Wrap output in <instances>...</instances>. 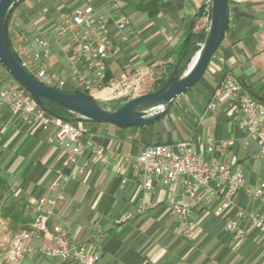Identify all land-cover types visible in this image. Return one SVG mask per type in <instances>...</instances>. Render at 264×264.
I'll return each mask as SVG.
<instances>
[{
  "label": "crops",
  "instance_id": "1",
  "mask_svg": "<svg viewBox=\"0 0 264 264\" xmlns=\"http://www.w3.org/2000/svg\"><path fill=\"white\" fill-rule=\"evenodd\" d=\"M209 3L61 0L56 16L38 26L36 21L13 13L8 24H18L31 50L38 36L50 43L51 55L46 60L50 70L68 82L61 90L75 92L71 82L76 75L66 53L68 38L61 40L54 26L61 13L93 6L94 28L109 46L106 76L110 79L107 86H94L88 93L103 99L115 91L118 97L126 94L141 78H148L153 87L162 80L178 60L188 34L207 28ZM230 3L245 15L230 19L199 82L177 96L165 115L152 124L121 128L109 123L72 122L82 131L79 155L74 143H49L51 131L10 117L0 108V176L6 179L11 198L28 204L32 218L34 203L46 200L41 208L49 215V238L44 243L50 242L57 229L68 231L78 244L95 246L99 254L96 264H264V230L243 218L238 221L240 235L226 232L225 220L232 210L223 218L213 215L220 194L197 192L190 198L179 182L164 185L157 180L153 189L145 190L143 174L134 165V159L150 145L188 141L194 150L203 151L208 138L217 144L231 141L221 156L241 167L245 180L235 203L264 221V193L258 198L252 195L254 187L264 183V159L258 155L255 140L240 127L242 115L226 98L207 110L225 74L239 80L252 95L264 97V0ZM122 21L128 24L124 30L118 28ZM87 142L103 147L116 159L108 166L95 162ZM172 201L187 206L186 217L170 212ZM142 205L145 209L139 213ZM187 226L193 232L190 239L183 232ZM20 230H10L9 235ZM40 258L45 259L37 254L25 259Z\"/></svg>",
  "mask_w": 264,
  "mask_h": 264
},
{
  "label": "built area",
  "instance_id": "2",
  "mask_svg": "<svg viewBox=\"0 0 264 264\" xmlns=\"http://www.w3.org/2000/svg\"><path fill=\"white\" fill-rule=\"evenodd\" d=\"M95 15L96 9L93 6L76 8L72 12L61 13L54 26V32L61 40L68 38V41L65 39L66 53L71 59L70 68L76 75L71 84L79 92L88 93L92 87L102 86L106 78L109 46L94 28ZM127 25L126 21H122L118 28L124 30ZM100 30L105 31V27L101 26ZM7 32L13 55L29 74L44 84L60 90L64 88L68 82L52 72L46 62L51 55L50 43L46 39L36 37L33 41L34 49L31 50L30 42L16 22L8 24ZM223 98L242 115L239 125L255 140L258 155L264 159V100L249 95L229 74L219 80L208 101L207 110H213ZM0 108L10 117L19 118L27 124L32 123L43 131H51L47 139L49 143L61 145L69 141L76 145V154L82 153V131L78 127L47 114L23 87L1 77ZM204 144L203 151L194 150L188 141L145 147L134 159V165L144 177L143 189H153V181L157 180L164 185L179 182L185 195L190 198L197 192L220 194L221 200L214 207L213 215L223 218L232 210V214L225 220L226 232L240 235L238 221L243 218H248L256 228L264 230L262 217L248 215L235 203V195L243 189L245 180L241 167L230 164L221 156L222 150L231 145V141L217 144L214 139L208 138ZM87 145L92 159L103 166H108L116 159V155L101 146H93L88 142ZM70 161L73 162V159L70 158ZM122 183H125V180H122ZM263 193L264 183H260L254 187L252 195L258 198ZM45 202L46 200L41 198L34 203L35 216L28 229L0 240V264H22L24 259L32 254L56 259L62 263L96 264L99 254L95 246L78 244L68 231L57 229L56 233L50 236V242L44 243L45 239L49 238V215L42 212L41 208ZM144 209L142 205L138 212L141 213ZM170 212L184 218L188 214V208L181 202L172 201ZM183 232L186 238H192L193 232L189 226L185 227Z\"/></svg>",
  "mask_w": 264,
  "mask_h": 264
},
{
  "label": "water",
  "instance_id": "3",
  "mask_svg": "<svg viewBox=\"0 0 264 264\" xmlns=\"http://www.w3.org/2000/svg\"><path fill=\"white\" fill-rule=\"evenodd\" d=\"M18 1L0 0V64L10 77L23 87L41 108L46 110L44 101H47L70 112L72 116L61 118L66 122L109 123L121 128L146 126L163 117L177 96L185 94L199 82L212 56L222 43L230 19L233 16L245 15L228 0H210L206 9V34L203 40L196 42L199 49L187 59H184L186 52L179 56L158 89L113 101L107 107L90 93H65L44 84L19 64L10 49L7 36V17ZM237 81L249 95L264 100L249 93L243 84ZM125 95L124 93L121 96Z\"/></svg>",
  "mask_w": 264,
  "mask_h": 264
},
{
  "label": "trees",
  "instance_id": "4",
  "mask_svg": "<svg viewBox=\"0 0 264 264\" xmlns=\"http://www.w3.org/2000/svg\"><path fill=\"white\" fill-rule=\"evenodd\" d=\"M25 0H19L17 3H15L11 9V11L8 14L7 17V29H8V23L10 20V17L12 13L15 11V9L23 3ZM229 2L231 0H228ZM206 34V29L200 31L197 34L189 33L186 40L183 43V49L180 54V56L184 53V59H187L190 57L193 53H195L199 46L196 45L197 40H203ZM8 36V32H7ZM8 42L10 45V39L8 36ZM219 48V47H218ZM217 48V49H218ZM216 52V51H215ZM16 57V56H15ZM17 59V58H16ZM110 77L107 75L104 81V86H107L109 82ZM163 79L160 80L157 84L154 85L152 90L158 89L163 84ZM65 92L64 90H61ZM65 93H85V92H65ZM264 99V97H262ZM46 106V112L47 114L55 117H59L62 119H65L66 117L72 116L70 112H68L66 109H63L59 107L58 105L44 101ZM0 218L7 221V226L9 230L12 232H15L18 229H28L30 224L33 221L32 213L29 210V206L26 202H22L16 199L11 198V192L9 189V185L5 178L0 176Z\"/></svg>",
  "mask_w": 264,
  "mask_h": 264
},
{
  "label": "rangeland",
  "instance_id": "5",
  "mask_svg": "<svg viewBox=\"0 0 264 264\" xmlns=\"http://www.w3.org/2000/svg\"><path fill=\"white\" fill-rule=\"evenodd\" d=\"M61 0H25L23 3H21L13 12V14H18L26 16L29 20L36 21L37 26L39 24H42L47 19L56 16L58 13V7H60ZM29 22H26L28 25ZM0 77L1 78H8L12 82L16 83L10 75L6 72V70L3 68V66L0 64ZM17 84V83H16ZM19 85V84H18ZM151 81H149L148 78H141L139 81H137L136 84L130 85L128 88L126 95L118 97L116 95L117 91L114 93H111L107 96V98L99 99L101 102H103L107 107L110 103L113 101H120L123 99H126L128 97L136 96L141 93H146L147 91H150L152 89ZM116 97V98H114ZM1 203V201H0ZM9 228L7 226V223L0 221V240L6 236L9 235ZM24 261L22 264H57L58 261H54L53 259L45 258V259H38L30 261Z\"/></svg>",
  "mask_w": 264,
  "mask_h": 264
},
{
  "label": "bare ground",
  "instance_id": "6",
  "mask_svg": "<svg viewBox=\"0 0 264 264\" xmlns=\"http://www.w3.org/2000/svg\"><path fill=\"white\" fill-rule=\"evenodd\" d=\"M193 60H194V58H193ZM193 60H192V61H193ZM191 63H192V62H191Z\"/></svg>",
  "mask_w": 264,
  "mask_h": 264
}]
</instances>
